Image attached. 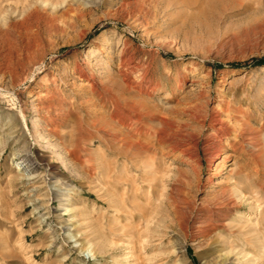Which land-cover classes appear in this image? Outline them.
Masks as SVG:
<instances>
[{"label": "rangeland", "instance_id": "rangeland-1", "mask_svg": "<svg viewBox=\"0 0 264 264\" xmlns=\"http://www.w3.org/2000/svg\"><path fill=\"white\" fill-rule=\"evenodd\" d=\"M0 264H264V0H0Z\"/></svg>", "mask_w": 264, "mask_h": 264}, {"label": "bare ground", "instance_id": "bare-ground-1", "mask_svg": "<svg viewBox=\"0 0 264 264\" xmlns=\"http://www.w3.org/2000/svg\"><path fill=\"white\" fill-rule=\"evenodd\" d=\"M128 69H129V70H135V69H137V66H135L134 63H131V64L128 66ZM213 122L218 126L217 130H218L219 132H221V131H222V127H223V123H222L221 119H219L217 116H215V117L213 118ZM225 132H227V131H225ZM224 163H225V157H223L222 165H224Z\"/></svg>", "mask_w": 264, "mask_h": 264}]
</instances>
